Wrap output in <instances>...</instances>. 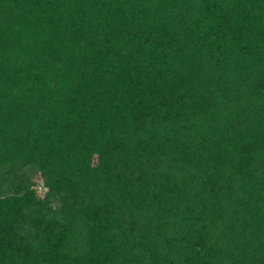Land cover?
<instances>
[{
	"label": "trees",
	"instance_id": "obj_1",
	"mask_svg": "<svg viewBox=\"0 0 264 264\" xmlns=\"http://www.w3.org/2000/svg\"><path fill=\"white\" fill-rule=\"evenodd\" d=\"M0 264H264V0H0Z\"/></svg>",
	"mask_w": 264,
	"mask_h": 264
},
{
	"label": "rangeland",
	"instance_id": "obj_2",
	"mask_svg": "<svg viewBox=\"0 0 264 264\" xmlns=\"http://www.w3.org/2000/svg\"><path fill=\"white\" fill-rule=\"evenodd\" d=\"M32 180H33V182L35 183L34 188H35L38 192H40L41 187H40V184H39L38 176H37V175H33V176H32Z\"/></svg>",
	"mask_w": 264,
	"mask_h": 264
}]
</instances>
